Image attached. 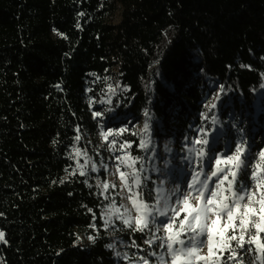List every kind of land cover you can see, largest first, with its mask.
Wrapping results in <instances>:
<instances>
[{"label":"trees","instance_id":"trees-1","mask_svg":"<svg viewBox=\"0 0 264 264\" xmlns=\"http://www.w3.org/2000/svg\"><path fill=\"white\" fill-rule=\"evenodd\" d=\"M108 76L118 115L144 117L175 148L220 86L216 147L240 136L260 149L264 91L258 125L252 114L264 76V0H0V264H126L122 242L126 258L149 256L144 233L106 219L89 177L88 97ZM150 154L131 148L146 198L155 191Z\"/></svg>","mask_w":264,"mask_h":264},{"label":"rangeland","instance_id":"rangeland-1","mask_svg":"<svg viewBox=\"0 0 264 264\" xmlns=\"http://www.w3.org/2000/svg\"><path fill=\"white\" fill-rule=\"evenodd\" d=\"M98 78V77H96ZM96 80V79H95ZM92 82V80H91ZM92 83H96L93 81ZM106 89H101L98 92L89 95L88 103L91 108L92 117L96 123V132L92 136L83 137V143L90 146L86 148L88 162L90 164L89 177L93 179L94 184L98 188L101 196L104 200L103 212L106 219L115 224V221L119 224L128 226L123 223V220L130 217H135L137 215L136 209L133 207V202L128 197L132 196L133 193H137V199L142 200L143 203L154 207L156 205L157 192L159 189H163L164 194L169 197V203L174 204L176 200V195H172V190L179 188L180 192L191 191L188 185L193 180V175L199 173V180L203 181L208 177L209 186L215 188L214 181L218 182L217 177H213L211 173L216 170L217 164L216 159H220L222 163L220 167H228L224 163L228 156H235V149L239 146L244 149L241 155H248L251 152V171L249 173L264 174V157L261 153H264V146L257 150L249 149V141H244L242 137L237 136L234 138L233 147H229L226 142H221L219 147H216L217 143L220 141L221 131H223L220 126V119L215 115V105L218 100V94L221 91V87L214 90V94L210 95L205 102L201 103L200 110L198 112V124L190 125L188 127L189 132L181 140V147L175 148V141L170 137V135L164 134V139L161 140L162 136L159 138L154 137L147 126V122L144 117H132L131 115L124 116L123 114L118 115L117 107L119 105H114L111 100V95L116 89V82L113 77H107L106 79ZM264 91V76L262 77L258 95L253 107L252 119L256 125L259 124L258 114L261 110L259 96L260 92ZM203 107V108H202ZM101 113V115L96 116L95 113ZM106 113L112 117L116 116L117 121H121L120 126L114 125L109 122V120L104 116ZM114 121V120H113ZM230 126L235 128L231 118L226 120ZM147 126V127H146ZM254 129V126H252ZM111 133L108 135L107 140L101 135V133ZM119 133V134H117ZM257 134V138H258ZM256 138V140H258ZM161 140V141H160ZM207 140V144H203L202 141ZM201 141V143H197ZM141 142H146V147H141ZM121 144L125 147L121 148ZM136 146L137 149L150 151V155H154V162H151L152 173L155 175L154 194L149 197H142L139 185L133 182L132 173L135 172L139 178V172L135 167V161L131 155V148ZM203 149V155H200V150ZM99 158V162L95 163L94 154ZM122 160H127V163H122ZM131 165V166H129ZM235 170V169H234ZM103 172V175L101 174ZM123 172L127 175V185L124 186V181L120 178V173ZM146 178H151L147 172L144 173ZM231 178V177H229ZM107 184V189L104 185ZM246 185L251 186L252 192H258L255 181L248 174V182ZM199 186V185H197ZM227 187V183L224 185ZM258 199V197H257ZM191 204L195 205L196 200H191ZM184 212H181L180 218H183ZM215 218V217H213ZM164 217L157 218V223L151 225V233L148 229L143 232L145 238H143V243L148 247L149 256H137V260H130L125 255L124 249L126 244L122 242L120 244L123 251L122 259L126 261V264H142L141 258L148 260V264H160L159 258L164 257L167 264L170 261V257L166 254L165 249L162 247H157L161 241L156 239V237L163 236L164 232L156 231L155 229L159 227V220H163ZM226 223L225 220L221 219L220 224ZM238 223V221H237ZM140 232V231H139ZM183 238V237H181ZM153 240L154 243L150 246L146 243V240ZM247 239V234H246ZM260 239L264 241V233L260 234ZM235 242H233V246ZM246 247H255V245H246ZM229 253L224 252V256ZM135 255V253H133ZM200 255H207V247L205 246L201 251ZM260 253L249 252L247 254H242L244 264H259L256 256ZM228 264H232L231 261Z\"/></svg>","mask_w":264,"mask_h":264},{"label":"snow or ice","instance_id":"snow-or-ice-1","mask_svg":"<svg viewBox=\"0 0 264 264\" xmlns=\"http://www.w3.org/2000/svg\"><path fill=\"white\" fill-rule=\"evenodd\" d=\"M95 115L99 116L101 113L97 112ZM110 134L101 133L105 140ZM202 143L207 144L208 141L203 140ZM146 146V142H141V147ZM123 147L125 145L121 144V148ZM235 152V156H228L224 161L228 165L226 168L220 167L222 161L216 159L217 168L211 173L218 180L213 182L215 188L209 186L208 177L203 181L199 180L197 172L188 185L191 191L182 193L179 188L172 190L171 194L176 195L174 204L169 203V197L162 188L157 192L154 207L143 203L137 199L138 194L133 193L128 199L132 200L137 215L124 219L123 223L135 231L143 232L148 229L151 233L150 224L155 225L158 216L164 217L158 221L159 227L155 229L164 232L163 236L156 237L161 241L156 246L164 248L171 258L167 264H228L229 261L232 264H244L242 254L249 252L260 253L256 259L259 264H264V241L260 239V234L264 233V174L248 173L255 181L258 192H252L250 185L239 183L237 176L250 168L251 161L247 155H241L244 152L241 147L238 146ZM200 155H203V149L200 150ZM261 156L264 157V153ZM121 162L127 163V160ZM132 176L133 182L139 185V176L135 172ZM120 178L125 182L124 186L128 187L127 175L121 172ZM225 183L227 187L224 186ZM107 187L105 184L104 188ZM191 200H196L197 203L193 205ZM181 212L185 213L183 218H180ZM221 219L226 223L221 225ZM3 239L4 234L0 232V240ZM145 242L150 246L154 243L151 239ZM205 246L207 255H200ZM225 251L229 253L227 256H224ZM141 260L142 264H148L147 259L142 257ZM159 262L166 264L163 256L159 258Z\"/></svg>","mask_w":264,"mask_h":264}]
</instances>
